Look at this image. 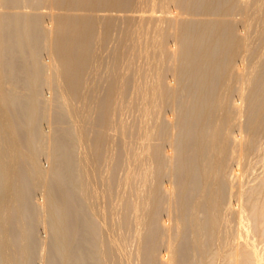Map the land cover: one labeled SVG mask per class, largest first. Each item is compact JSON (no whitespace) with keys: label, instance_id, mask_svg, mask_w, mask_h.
<instances>
[{"label":"bare ground","instance_id":"bare-ground-1","mask_svg":"<svg viewBox=\"0 0 264 264\" xmlns=\"http://www.w3.org/2000/svg\"><path fill=\"white\" fill-rule=\"evenodd\" d=\"M39 250L264 264V0H0V264Z\"/></svg>","mask_w":264,"mask_h":264},{"label":"rangeland","instance_id":"rangeland-1","mask_svg":"<svg viewBox=\"0 0 264 264\" xmlns=\"http://www.w3.org/2000/svg\"><path fill=\"white\" fill-rule=\"evenodd\" d=\"M27 9H28V7H27ZM42 48H44L43 46H42ZM48 84H46V83H43V85H42V90L44 91V92H48L49 90H48ZM41 128H43V129H45L46 131H47V129H48V124H47V121H46V119H44V118H42L41 119ZM68 123H69V121H68ZM41 161H42V163L45 165L46 164V157H45V152H41ZM33 194H34V198L35 197H39L40 195H41V188H40V186H36L35 188H34V190H33ZM44 223L45 222H43L42 220H40V221H38V225H37V232L40 234V235H45V232H44V228H43V225H44ZM40 251V252H39ZM38 252L39 253H37L36 255H35V259H34V262H35V264H41V256H42V253H41V250H39ZM45 252H46V250H45ZM224 255H226V252L225 251H221L220 253H219V258L221 257V259L223 260V257H224ZM218 264V263H217ZM219 264H220V262H219ZM221 264H234L232 261H229V262H221Z\"/></svg>","mask_w":264,"mask_h":264}]
</instances>
